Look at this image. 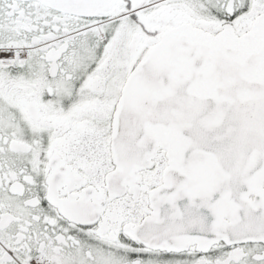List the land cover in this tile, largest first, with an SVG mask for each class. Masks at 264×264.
I'll return each instance as SVG.
<instances>
[{
    "label": "snow or ice",
    "instance_id": "6c2138e0",
    "mask_svg": "<svg viewBox=\"0 0 264 264\" xmlns=\"http://www.w3.org/2000/svg\"><path fill=\"white\" fill-rule=\"evenodd\" d=\"M0 264H264V0H0Z\"/></svg>",
    "mask_w": 264,
    "mask_h": 264
}]
</instances>
